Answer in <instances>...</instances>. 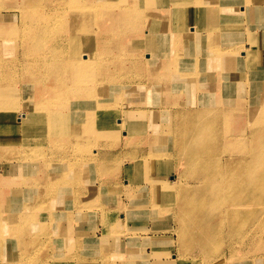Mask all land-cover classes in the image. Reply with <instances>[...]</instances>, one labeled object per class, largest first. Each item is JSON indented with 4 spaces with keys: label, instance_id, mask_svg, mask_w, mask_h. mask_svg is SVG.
Segmentation results:
<instances>
[{
    "label": "bare ground",
    "instance_id": "bare-ground-1",
    "mask_svg": "<svg viewBox=\"0 0 264 264\" xmlns=\"http://www.w3.org/2000/svg\"><path fill=\"white\" fill-rule=\"evenodd\" d=\"M0 12V198L12 177L27 186L0 208V251L12 244L0 264H166L131 237L168 216L167 241L189 240L168 264H220L223 248L264 264V0H0Z\"/></svg>",
    "mask_w": 264,
    "mask_h": 264
},
{
    "label": "rangeland",
    "instance_id": "rangeland-1",
    "mask_svg": "<svg viewBox=\"0 0 264 264\" xmlns=\"http://www.w3.org/2000/svg\"><path fill=\"white\" fill-rule=\"evenodd\" d=\"M51 2H57V1H59V0H50ZM4 10V9H3ZM164 15H166V14H168V11H167V9H165V10H163V12H162ZM248 117V116H247ZM190 126H191V129H190ZM188 130V131H187ZM190 131H191V133H190ZM193 131H194V124H190L189 126H188V128L186 129V133L184 134V135H180V138L178 137V141H179V143H180V146H181V153L185 156V158H183L184 156H181L182 157V160L184 159V161L181 163V168H184L186 165H187V162H188V160L190 159H193V157H194V154H193V147H192V145H190V143H189V140H190V138L193 136ZM191 135H190V134ZM189 134V138H188V140H187V135ZM184 137V138H183ZM185 138H186V140H185ZM165 141H169V139H164ZM180 140H181V142H180ZM185 141V142H184ZM183 142V143H182ZM184 147H185V149H184ZM186 147H188V148H186ZM185 151V152H184ZM190 151V152H189ZM188 152H189V154H188ZM186 153V154H185ZM189 155V156H188ZM187 158H189V159H187ZM187 161V162H186ZM184 163H186V165L185 166H182ZM149 173V172H148ZM169 173V172H168ZM174 175L172 174V173H170V174H168V175H166V176H164V181L165 182H169L171 179H173L172 177H173ZM126 179V178H125ZM125 179H123V180H125ZM123 182V181H122ZM186 190V191H185ZM188 191V192H187ZM189 191L191 192V193H189ZM187 192V193H186ZM193 192H192V190L190 189V188H185L183 191L181 190V192H180V196H179V201H181V202H179L178 203V205H177V210H178V214H179V208L182 206V208H184V210H186V209H188V207L185 205V203H186V201H187V203H188V200L187 199H191L190 201H193L192 200V197H193V194H192ZM124 194V193H123ZM122 193H121V199H120V196H119V201L120 200H125V198H123V195ZM184 194V195H183ZM185 194H188V195H185ZM126 197V199H127V196H125ZM184 197V198H183ZM187 199H186V198ZM107 198V197H106ZM143 200H145V201H147V200H149V204H148V207L147 208H149L147 211L148 212H150V210H151V212L150 213H152V212H154L153 210V207L152 206H150V199H148L147 197H143L142 198ZM183 201H182V200ZM134 200H136V199H134ZM152 200V199H151ZM186 200V201H185ZM116 203H117V200L115 201ZM133 202H135V201H133ZM152 203V202H151ZM115 204V203H114ZM156 204H157V202H156ZM182 204H184V205H182ZM150 207H152V208H150ZM153 209V210H152ZM183 210V211H184ZM100 211V210H99ZM99 211H98V213H99ZM165 211V210H164ZM180 211L182 212V210L180 209ZM166 213V212H165ZM175 214H176V212H175ZM99 215H103V212H101L100 211V213L99 214H97L96 215V218H95V220L94 219H91V221H90V219H89V221H88V223L86 224V226H87V228L90 230V231H92V228L95 226V227H97V226H99V224H101V222H103L102 221V219H99L98 218V216ZM149 216V215H148ZM10 217H13L12 215H10L9 216V218ZM162 219V218H161ZM161 219H155V218H148V220L147 221H145L144 222V227H147V228H145L143 231H140L139 233L140 234H138V236H137V238L136 237H134V236H132L131 238H132V240H131V244L132 245H134V248L136 249V250H143V253H145L146 255L147 254H149V255H151V257H150V261H152L153 263H159V261H158V259H160V261H163V263H166V264H168V261L169 260H173V256L172 255H175V256H177V253H176V251L175 250H173V249H171V248H174L175 249V247H177V246H180L181 247V245L183 246V242L184 243H186L187 241H189L188 240V238L187 237H184L183 239H181V240H179L180 241V243H179V241H175V240H173L172 241V239H171V241H172V243L171 242H168L167 240H168V238L171 236L172 238H176V235H174L175 233H174V231L172 232L171 231V229H169L170 227H174V229L175 228H178L177 226H178V224H179V222L177 221L176 222V219H174L173 218V220H170V216H168L167 218L165 217V219H163V220H161ZM240 219H242V216H241V218ZM26 223V222H25ZM22 224H20V223H18V225H17V227L19 228V227H23V226H21ZM26 226L25 227H27V223L25 224ZM161 225H162V228H161ZM50 226V225H49ZM102 226V225H101ZM156 229V230H155ZM24 231H20V233L17 235V239L19 238H21V237H23V236H25V234L27 233V229L26 228H24L23 229ZM27 230V231H26ZM15 232V231H14ZM23 233V234H22ZM123 234V233H122ZM6 235V234H5ZM11 235H15V237H16V232L15 233H11ZM22 235V236H21ZM160 235H162V237H160V238H158V239H155V240H150V242H151V244H146L144 241L148 238V237H156V236H160ZM99 237H98V239L101 241L102 239V232L100 233V235H98ZM5 237V236H4ZM121 237H123V235H121ZM163 237H164V239H163ZM133 238H136V239H133ZM187 238V239H186ZM12 239V238H11ZM187 240V241H186ZM9 241V240H8ZM186 241V242H185ZM5 244H7V245H3V246H5L4 247V250H1L0 251V259L1 258H3L4 257V254L7 252V248H6V246H10V245H12L11 243H7V241L6 240H4L3 241ZM150 242H148V243H150ZM12 243H13V241H12ZM99 244H100V242H99ZM91 245V243L89 244V245H87L88 247H91L90 246ZM100 245H102V244H100ZM153 247H157V248H159V249H162V251H158V252H156L155 253V251L152 249ZM226 247V246H225ZM29 248H31V247H29ZM28 248V249H29ZM2 249V248H1ZM96 249V251H99L100 253V255H102V256H109L111 253H112V251H111V249L109 248V246L108 245H106V246H99L98 248H95ZM45 251L46 250H41L40 251V255H43V253H45ZM174 252V253H173ZM134 253H136V251H134ZM141 253H142V251H141ZM168 253V254H167ZM221 253L223 254V258L226 260L228 257L227 256H229V252H228V250L227 249H225V248H223L222 250H221ZM169 255V256H168ZM187 256V259L186 260H188V258H191L192 260H194V259H199V257L201 256V253L196 249V248H194L193 250H191V251H189L188 252V254L186 255ZM249 256V255H248ZM158 257V258H157ZM170 257V259H168ZM226 257V258H225ZM156 258H157V260H156ZM238 258H239V260H238ZM237 259L236 258H234L233 260H234V263H240V262H244V261H241V260H243V259H240V257H238ZM246 259H248V258H246ZM224 260V262H222V263H220V264H231V263H233V260L232 261H228V259H227V261H225ZM240 261V262H239ZM258 262H260L261 260L260 259H258L257 260ZM73 262L75 263V260L74 259H72V261H70V262H68V264H73ZM111 262V261H110ZM184 264H185V262L184 261H182ZM121 264H123L124 263V261H121L120 262ZM2 264H5V263H2ZM31 264H35V263H33V261L31 262ZM76 264V263H75ZM91 264H102L101 263V260L100 259H98V260H95V261H92L91 262ZM107 264H110V263H107ZM133 264H137L136 262H133ZM160 264V263H159ZM244 264H246L245 262H244ZM256 264H260V263H256Z\"/></svg>",
    "mask_w": 264,
    "mask_h": 264
},
{
    "label": "crops",
    "instance_id": "crops-1",
    "mask_svg": "<svg viewBox=\"0 0 264 264\" xmlns=\"http://www.w3.org/2000/svg\"><path fill=\"white\" fill-rule=\"evenodd\" d=\"M12 5H9V7H11ZM3 14V12H0V15ZM2 21V20H0ZM0 24L2 25V23L0 22ZM13 163H15V158H13L12 160ZM4 165H5V160H0V176L2 178V181H4ZM22 177V176H20ZM10 181H12L13 185L9 186V187H4V183L1 184V192H2V197L0 198V208L3 211V214H5V211L8 210L9 207L13 208V200L14 198L11 197L12 193L15 191L16 193H20L21 191L24 192L25 189L27 188L26 184H21V182L19 180H17V176L10 178ZM26 183V182H25ZM16 184V186H15ZM9 188V189H8ZM22 200H19V202ZM28 202V201H27ZM26 202V203H27ZM13 215H15V217L17 216L15 213H13ZM12 218V219H7V220H2V221H7L8 223L13 222L14 224H16L17 222V217L16 218ZM9 220V221H8ZM6 222V223H7ZM14 231H16V228H14Z\"/></svg>",
    "mask_w": 264,
    "mask_h": 264
}]
</instances>
